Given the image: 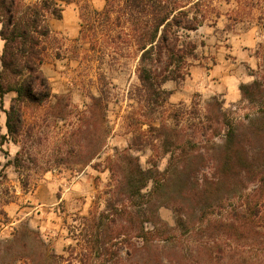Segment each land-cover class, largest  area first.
Here are the masks:
<instances>
[{"label": "rangeland", "instance_id": "rangeland-1", "mask_svg": "<svg viewBox=\"0 0 264 264\" xmlns=\"http://www.w3.org/2000/svg\"><path fill=\"white\" fill-rule=\"evenodd\" d=\"M54 1L60 15L47 14L40 65L52 97L24 107L20 144L0 142V264H40L41 258L46 263L51 252L60 256L59 264L94 263L90 239L100 230L98 213L119 195L120 155L129 152L142 166L156 162L160 169L168 158L154 130L146 123L136 127L146 120L134 94L139 52L127 24L116 21L122 19L123 0ZM174 1L173 14L185 10L200 24L178 30L195 47L183 77L163 83L167 111L152 123H173L174 116L166 115L177 111L180 133L204 139L214 125L206 116L212 97L237 121L253 110L240 85L264 75V0ZM2 45L0 40V53ZM14 96L9 91L0 100V135ZM20 146L26 153L18 169L10 160ZM158 214L172 223L170 207H160Z\"/></svg>", "mask_w": 264, "mask_h": 264}, {"label": "trees", "instance_id": "trees-1", "mask_svg": "<svg viewBox=\"0 0 264 264\" xmlns=\"http://www.w3.org/2000/svg\"><path fill=\"white\" fill-rule=\"evenodd\" d=\"M175 2L123 0L122 19L116 18L127 24L139 52L134 94L146 121L136 127L146 123L154 130L168 158L160 169L156 162L142 166L129 152L120 155L119 195L98 213L100 230L88 245L96 248L92 264H264V75L240 85L253 106L243 119L226 115L220 100L212 97L206 116L214 125L207 138L181 134L177 111L166 115L174 116L173 123L162 119L153 125L167 111L169 91L163 83L183 77L186 58L195 47L178 30L200 24L185 10L173 14ZM59 11L54 0H0V100L9 91L15 93L4 110L1 143L20 144L24 107L47 104L52 97L40 65L49 36L47 14L56 17ZM24 153L20 146L10 160L13 167L23 166ZM28 176L23 177L24 186ZM124 198L131 209L126 210ZM160 207L171 208L172 223L160 218ZM59 257L51 252L47 258L53 261L41 258L40 264H59Z\"/></svg>", "mask_w": 264, "mask_h": 264}]
</instances>
